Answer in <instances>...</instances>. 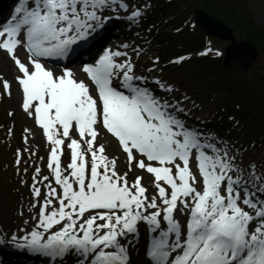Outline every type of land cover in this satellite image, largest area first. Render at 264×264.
<instances>
[{
	"label": "snow or ice",
	"instance_id": "6c2138e0",
	"mask_svg": "<svg viewBox=\"0 0 264 264\" xmlns=\"http://www.w3.org/2000/svg\"><path fill=\"white\" fill-rule=\"evenodd\" d=\"M151 7L148 0H17L0 19V53L14 67L21 108L50 148V174L36 166L28 185L35 224L7 242L48 264H264V174H256V162L237 163L228 138L189 122V98L169 99L172 85L150 75L158 56L153 67L138 69L133 56L142 50L123 43L84 63L85 79L46 67L44 58L67 57L120 19V10L138 22ZM0 85L11 97L12 84L0 76ZM102 133L115 141L125 171ZM15 156L19 173L20 149ZM138 171L152 178L155 194Z\"/></svg>",
	"mask_w": 264,
	"mask_h": 264
},
{
	"label": "rangeland",
	"instance_id": "374dc122",
	"mask_svg": "<svg viewBox=\"0 0 264 264\" xmlns=\"http://www.w3.org/2000/svg\"><path fill=\"white\" fill-rule=\"evenodd\" d=\"M8 1L9 0L0 1V14L3 13L2 9L5 8ZM156 1L157 0H148L152 7L145 12V14H147V19L145 20V18H143L138 22L128 21L125 19L127 14L124 13L123 10H120L121 18L113 19L107 25L111 34L116 32L120 35L119 45H115L113 48L133 40L134 43L131 45L133 47H139L142 50L138 58L133 56V59L138 61V69H141V66L143 69L153 67L152 61L158 56L160 62L158 65H155L156 70L150 75L160 78L161 81L167 85H172L175 91L169 95L168 98L171 99L174 96L177 100H183V97L187 96L189 99L183 101V105L190 111V118H194V120L197 119V125L201 123L206 129L205 131L210 133L215 132L219 137L228 138L229 143L236 146L233 151L237 154V163H241L242 167L248 166L251 162H256L258 164L256 174H264V144L255 147L253 140V138H255L254 135L245 137L241 127L232 126L233 120L229 118L232 117L235 119V116L233 113L227 112L225 106L226 91L221 88L213 87L214 82L217 81L216 75H208L203 72L201 69L202 63L199 66V61L193 57L196 53H189L195 46H187L186 43L183 45V41L187 39L186 28L185 30L177 31V29L181 28L180 24L175 23L170 26V23L164 20L165 17L162 19V23H159L161 17L164 15L155 13ZM132 2L142 5L144 0H132ZM244 2L254 23L257 26L264 27V0H244ZM121 23L126 24L129 28L123 26ZM115 24H121L123 28H119L115 26ZM149 28L152 29L151 32L147 31ZM128 29L129 31H127ZM129 36H131V38H127ZM227 44V40H219L217 38L208 40L207 48L212 49V52L209 54L215 55V52L219 51L221 53L219 56L224 55ZM99 49H101V47ZM128 51L129 54L132 55L131 48L128 49ZM168 52H174L176 56L167 61H164V59L162 60L161 55ZM180 55L191 57L190 60L183 63L184 65L190 66L189 69L185 71L179 69V65L169 63V61L174 60V58L176 59V57ZM260 58L261 57H259V59ZM262 60L264 61V57ZM1 72L2 67L0 64V76H2ZM176 76L177 79L171 80V78ZM85 78L86 77H84V79ZM2 93L3 89L2 85H0V116L3 117L5 115L4 111H6L7 114L12 113V115H10L12 117V128L3 129L0 126V137L3 138H0V237L5 240V238L10 239L12 233L15 232L19 234L22 228L31 229L35 224V221L31 220V216L36 215L37 209H33L29 212L32 197L28 185L32 182L31 177L36 166L41 168V175L50 174L47 168V154L50 148L46 139L36 141L31 137L32 132L28 124L29 117L23 112L20 105L13 103L10 97ZM30 118L34 120L32 117ZM224 121H228V123L232 124L229 126H222ZM25 129H29L30 131L25 132ZM25 136L28 137L27 143H25L24 140ZM104 136L108 141H111L110 154L120 155L121 164L119 168L125 171L126 168L123 155L119 153L111 137L108 135ZM260 140L264 141L262 139ZM17 149H20L22 152V162L19 166V173L15 165V153ZM31 153H35V155H30ZM249 159H252L251 162ZM62 160L66 165L68 163V156L65 155ZM25 168L28 169L27 173L23 171ZM135 174L143 175L149 179V181L152 179L143 172L138 171ZM133 178L134 174H130L129 180ZM21 179L27 181L28 184H21ZM150 195H152V193H150ZM21 211L24 212L23 216L20 215ZM25 220L29 221L27 225L24 224ZM4 244H0L1 250H3V248H9V246ZM6 251H9V249H6ZM32 254V259L40 261L35 258L37 254ZM30 258L31 256H28L22 260ZM10 259L11 258H8V261Z\"/></svg>",
	"mask_w": 264,
	"mask_h": 264
},
{
	"label": "trees",
	"instance_id": "16d2710c",
	"mask_svg": "<svg viewBox=\"0 0 264 264\" xmlns=\"http://www.w3.org/2000/svg\"><path fill=\"white\" fill-rule=\"evenodd\" d=\"M156 11L158 15H164L162 19L173 24H180L179 30L187 32V39L183 45H194L190 52L198 54L205 51L208 44V37L205 32L194 21V9L203 8L215 15L235 29L240 39H250L258 47L259 57L254 67L246 75L238 69L229 70L223 65V56H196L199 66L208 75H216L217 81L213 87L226 91V107L229 112L236 116L238 127H242L244 136H255L253 138L255 147L264 144V27L257 26L245 6L244 0H157ZM235 3V4H233ZM176 53L168 52L163 58H168ZM1 109V107H0ZM0 116V124L8 129L11 126L8 121L10 116ZM1 114V113H0ZM2 138V137H0ZM260 140V141H259Z\"/></svg>",
	"mask_w": 264,
	"mask_h": 264
},
{
	"label": "water",
	"instance_id": "95a60500",
	"mask_svg": "<svg viewBox=\"0 0 264 264\" xmlns=\"http://www.w3.org/2000/svg\"><path fill=\"white\" fill-rule=\"evenodd\" d=\"M195 21L204 29L207 36L228 41L223 59L226 68L239 69L245 75L253 67L259 51L252 40L248 38L239 40L232 26L200 7L195 9Z\"/></svg>",
	"mask_w": 264,
	"mask_h": 264
},
{
	"label": "bare ground",
	"instance_id": "6f19581e",
	"mask_svg": "<svg viewBox=\"0 0 264 264\" xmlns=\"http://www.w3.org/2000/svg\"><path fill=\"white\" fill-rule=\"evenodd\" d=\"M9 3H10V0L8 1ZM258 7H260L259 5H257ZM5 9H6V7H5ZM105 30H106V28L105 29H103V30H101L96 36H95V38L94 39H91L90 41H88L87 43H81L79 46H77L78 48H79V50L81 51V53H87V52H89L90 50H91V48H92V46H93V44L105 33ZM113 42L114 43H116L117 42V40H113ZM131 41H128V44H130L131 45ZM132 52V51H131ZM20 56H21V58L23 59L24 57H25V52L23 51V50H21L20 51ZM0 64H1V67H2V72H1V75L3 76V78L4 79H7L11 84H12V88H11V92H12V95H11V97H10V99H11V101L13 102V103H15V104H18V105H20L21 106V93H20V91H19V88H18V85L16 84V83H14L13 82V76H14V72H15V70H14V67H13V65H12V62L10 61V60H8V59H6V54H2V53H0ZM82 66V65H81ZM52 67H54V66H52ZM52 67H49V68H51L56 74H60V72L62 71L61 69H62V67H56V68H52ZM74 67H77V68H79L80 66L79 65H72V67L70 68L71 70H73L76 74H77V77L78 78H80V79H84V74L82 73V72H80V69H75ZM184 107H185V105H184ZM227 112L228 113H231V112H229L228 111V109H227ZM26 114V113H25ZM27 115V114H26ZM233 115L235 116V114L233 113ZM28 116V115H27ZM29 117V116H28ZM235 119H236V116H235ZM234 119V120H235ZM228 121H224V123L222 124V126H224V125H231L232 123H234V122H232V123H228ZM28 124H29V127L31 128V132H32V135H31V137L32 138H34L36 141H40V139H46L44 136H43V134H42V130L35 124V121L33 120V119H31L30 117H29V120H28ZM103 135H108L107 133H102ZM100 142H102V143H104V142H106L105 140H102V141H100ZM114 143H115V141H114ZM110 149H111V144H109V146H108V153H109V155H112V154H110L111 152H110ZM120 164H121V162H120ZM119 164V165H120ZM121 171H124L123 169H121ZM145 177V176H144ZM131 181V180H130ZM143 183H144V185L146 186V187H148L149 188V195H150V193H152V194H155V189L154 188H152V186H151V181H149V179H147L146 177H145V179H144V181H143ZM5 240L6 241H8L9 239L8 238H5ZM8 245L10 246V245H12V244H9L8 243ZM70 262V260L69 261H67V264ZM30 264H35V263H30ZM45 264H48V261L45 263Z\"/></svg>",
	"mask_w": 264,
	"mask_h": 264
}]
</instances>
